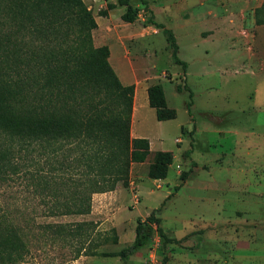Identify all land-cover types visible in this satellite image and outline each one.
I'll return each instance as SVG.
<instances>
[{"label": "rangeland", "instance_id": "1", "mask_svg": "<svg viewBox=\"0 0 264 264\" xmlns=\"http://www.w3.org/2000/svg\"><path fill=\"white\" fill-rule=\"evenodd\" d=\"M29 1L8 2L17 6ZM144 1L147 7L132 0L137 7L134 22H117L119 31L130 37V52L120 54L149 82L164 80L176 117L160 122L148 106L142 132L153 135L155 149H173L174 161L163 182L151 186L152 195L147 188L152 182L147 175L150 157L131 166L130 177L140 184L134 189L141 201L134 213L142 215L155 206L167 237L185 238L164 242L154 231L147 246L126 264H264V24L254 20L263 0ZM149 19L172 30L178 57L188 62L185 72L172 62L165 34ZM110 44L115 54L117 48ZM177 83L187 85L192 97L188 90L178 92ZM65 109L60 104L41 106L44 114H65ZM181 125L192 131V139L181 133ZM176 137L181 144H175ZM183 171H188L184 180L179 177ZM166 191L171 196L157 201V194ZM0 203L18 214L21 225L31 216L29 252L16 264H74L80 257L74 259L76 244L48 238L40 225L78 221L81 215H41L47 207L21 183L0 186ZM86 221L93 223L89 245L100 243L98 252L111 250L116 231L108 223L98 227L101 220ZM89 258L92 264H112L114 259L100 254Z\"/></svg>", "mask_w": 264, "mask_h": 264}, {"label": "trees", "instance_id": "2", "mask_svg": "<svg viewBox=\"0 0 264 264\" xmlns=\"http://www.w3.org/2000/svg\"><path fill=\"white\" fill-rule=\"evenodd\" d=\"M8 1L15 0H0V186L25 184L47 207L41 215L67 216L88 214L95 193L128 187L133 163L150 157L148 177L165 178L172 151H151L144 140L131 145L135 84L120 81L108 60L107 45H94L97 22L86 0H30L17 6ZM141 2L147 7L146 1ZM115 6L125 7L120 17L124 22L137 18L132 0L109 2L98 14L106 16ZM254 20L264 24V0L255 8ZM149 22L162 29L172 62L185 72L188 64L178 57L172 30L152 19ZM176 90H188L192 97L187 85L177 83ZM147 97L157 120L176 117L160 82L147 87ZM44 103L64 105L67 111L44 114ZM191 104H186L188 109ZM180 129L192 139V131L183 125ZM190 152L186 149L183 155ZM187 175L183 171L179 177L184 180ZM9 209L0 203V264H16L29 252L31 216L21 225L18 214ZM156 212L153 209L137 219L133 241L119 251L98 252L100 243L89 245L91 221L40 226L48 238L62 237L76 244L74 259L100 254L119 256L125 263L147 246L154 231L164 242L180 243L185 238L167 237Z\"/></svg>", "mask_w": 264, "mask_h": 264}, {"label": "crops", "instance_id": "3", "mask_svg": "<svg viewBox=\"0 0 264 264\" xmlns=\"http://www.w3.org/2000/svg\"><path fill=\"white\" fill-rule=\"evenodd\" d=\"M115 1L116 0H93V1L86 0V3L89 5L88 7L92 9L95 20L97 22V27L92 32L93 43L95 46H100L105 44L108 47L111 45L110 43H113L114 46L117 48V51L115 52V54H113L111 47H109L110 53L108 60L123 84H131V83L135 84L133 104L130 113L131 145L134 146L135 142H138L139 140H144L146 141L147 148L150 149L151 151H155L157 149L154 148L155 144L153 142L154 141L153 135L144 134L142 132V124H143L142 119L144 117L143 112L149 106L148 97H147V87L155 82H149L147 78H143V75H146L145 73L144 74L141 73L140 75H138L135 72L133 66L126 65V63L122 61L123 57L120 54L121 50H123L125 52L124 54L125 57H127L128 53L130 52V50L127 48L126 45V41H128V38L130 37L127 34H124L122 31H119V29H121L119 27H122V25L119 26V24L117 23L118 20H121L120 17L121 14L124 12L125 7L121 6V8H119L120 6H115L111 9H108L106 16H101L98 14V11L100 9H104L107 3L109 2L115 3ZM115 14L117 18L115 22H113L112 18ZM124 23H128V22H124ZM129 63L131 64L132 62L129 61ZM157 82H160L163 85L162 82H164V80L160 79ZM168 106L170 105L168 104ZM161 121L163 122L165 120H160V122ZM174 142L175 144H177L176 142H179V144H181L182 139L180 137H176L174 139ZM164 150H169L172 151L173 153V149H164ZM173 161H174V154H173ZM165 178H157V179L151 178L152 182L147 187L149 190V194L151 195L154 194V192L150 189L151 186L156 184V182H163ZM136 187L139 189L140 184L137 183V181L135 184V181L132 179V177H130L128 187L118 185L114 190L93 194L92 202H91V211L88 214L79 216V219L77 218V220L79 221L94 220V222H97L98 220H101L98 227H100L105 223H108L116 231L115 236L117 237V241L113 242V240L111 239L112 249L109 251H119L123 247H126L125 246L126 244L129 245L135 237V225L137 219H144L153 209H156V207L153 206L148 208L145 211V213H143L142 215L141 213L139 214L134 213V209L141 202L137 195V191L139 190L136 189L134 191ZM170 196H171L170 192L166 191L165 193L157 194L156 200L159 201L160 199H167ZM187 198H191V197L187 196ZM131 228L132 230H130ZM127 229L130 230L129 235L122 234V232H125ZM125 236L127 237L126 239L124 238ZM142 249L144 248H141L140 250ZM140 250L136 251L132 255L138 254ZM86 257H88V259H86ZM89 257H91V255H87V256L80 255L79 258L75 259L74 264H82L84 263V261L88 262V264H92L94 259H90ZM103 257L114 258L112 264H124L123 261L119 258V256H103Z\"/></svg>", "mask_w": 264, "mask_h": 264}]
</instances>
